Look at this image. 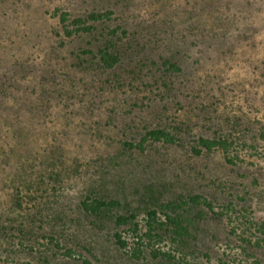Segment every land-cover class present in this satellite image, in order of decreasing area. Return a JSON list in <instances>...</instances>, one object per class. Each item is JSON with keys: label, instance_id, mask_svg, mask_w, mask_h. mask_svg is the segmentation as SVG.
<instances>
[{"label": "rangeland", "instance_id": "1", "mask_svg": "<svg viewBox=\"0 0 264 264\" xmlns=\"http://www.w3.org/2000/svg\"><path fill=\"white\" fill-rule=\"evenodd\" d=\"M109 9L114 14L107 25L121 26L127 35L116 40L121 65L104 72L76 59L94 38L66 37L55 12ZM161 57L183 68L176 79L189 82L185 93L160 97ZM263 61L264 0H0V216L22 211L35 225L27 234L0 226V258L10 264H81L48 245L44 235L54 234L81 260L135 264L116 249L110 224L90 230L78 204L95 191L122 200L129 195L137 206L149 183L159 184L167 200L201 193L264 224ZM140 69L143 80H134ZM217 84L223 92L213 90ZM232 112L242 119L233 132L247 144L232 151L234 163L218 151L193 156V140L213 136L216 118L225 124ZM146 126L167 128L181 145L150 144L143 154L123 155L122 142L141 137ZM149 157L165 164L149 165ZM54 171L61 177L54 179ZM21 172H32L30 196L45 191L36 206L24 201L20 209L15 203L12 185ZM47 172L53 179L45 178ZM191 218L205 233L192 244L191 262L264 264V242L243 253L225 221L204 208Z\"/></svg>", "mask_w": 264, "mask_h": 264}, {"label": "trees", "instance_id": "2", "mask_svg": "<svg viewBox=\"0 0 264 264\" xmlns=\"http://www.w3.org/2000/svg\"><path fill=\"white\" fill-rule=\"evenodd\" d=\"M55 14L66 37L82 40L87 37L94 38L95 42L92 40H88L87 42L90 48L80 49L77 52L76 59H79L80 64H83L85 60H90L92 65L97 66V69L101 68L104 72L116 70L121 65L122 52L118 50L116 40L120 36L119 33L126 37L127 30L121 26L112 28L110 25H107L112 19L114 11L109 9L104 12L90 11L86 15H73L65 10H57ZM100 25H103V28ZM82 57L86 58L82 59ZM161 59L164 70L162 71V76H160L161 84L157 85V90L162 95L160 97L167 99L168 93L171 94L170 91H172L173 95L169 96L172 97L176 96L177 92L179 94L185 93L184 90L189 82L187 80L178 81L176 79L183 71V68L176 61L167 57H161ZM262 65L264 66V61ZM141 72L142 69L135 74L134 80L136 78L143 80L142 76H140ZM175 84H177L176 87H170L175 86ZM213 90L223 92L221 85L214 87ZM228 92L234 93L233 90H228ZM189 95L190 90H187L186 96L189 97ZM216 99V103L221 100L219 97ZM239 108L237 109L241 112ZM216 120L217 125L215 126L214 135H201L194 139L195 145L191 146V153L195 157H201L205 153L218 151L223 154L228 163L233 164L235 158H237V154H234L236 156L232 155V151H237L240 147L247 145L245 144L246 142L240 140L233 132L242 119L233 113L231 116L225 118V124L221 122L222 117H217ZM142 131H144V134L141 137L135 138L134 136H130L122 142L123 155L136 152L143 154L150 144L166 147H179L181 145L180 138L167 128L146 126ZM251 147L255 148V145L252 144ZM162 162L165 164L162 157H159V159L149 157L148 164ZM58 167L67 173L68 166L65 162H61ZM23 170L22 166L21 171ZM28 174H32V172ZM28 174L24 172L19 173L18 179L12 185V191L17 197V199L15 198V203L20 209L24 201H28L26 203L31 206H36L37 201L41 202L46 199L43 194L45 191L41 192L40 189L37 190L36 194L29 195L30 187L26 182H28L27 177H32L28 176ZM35 174L37 175L36 172ZM60 175V171H54V179L61 177ZM47 176H49L48 172L45 174V178H48ZM48 179H53V176L50 175ZM107 179H112V177ZM59 184H61V181ZM56 185L58 183L54 184L55 190ZM158 185L157 183L153 185L149 183L147 186L142 187L143 193L141 194V198L135 200L137 206L132 207L130 205L128 202L129 195H124L125 199L122 200L120 197H112L107 194L100 195L94 191L87 194L80 201L78 210L87 220H91L92 226L90 230L99 229L101 232L104 229L103 226L106 228L110 224V229L107 233H111V239L116 249L121 251L129 262L135 264H196L189 259V252L192 249V244L195 245L205 235L204 232L200 233L201 227L197 229L199 225L193 219L195 216L191 218L193 211L199 208H204L212 216L225 221L227 232L240 243L243 253L249 247L262 246L264 238H259L257 235L260 233L264 236V224H258L254 220L248 219L244 211L236 209L230 203L216 206L201 193L178 196V200H167L164 198V191ZM145 189L148 191L145 192ZM123 207H127L125 211H123ZM22 214V211L16 212L15 216L12 217L3 214V216H0V226L4 228L10 227L21 234L31 233L32 227L35 226L34 222L27 221L26 217ZM195 215L197 218V214ZM255 237L256 239L253 240ZM44 238L47 239L48 245L53 250L60 253L62 259L81 261V264H97L89 259L81 260L80 258H76L74 248L63 245L54 234L44 235ZM20 243L21 246H24L23 242ZM246 255L251 256L248 253ZM146 259H149V262H145ZM46 263L50 264L49 261ZM0 264H10L9 259L4 260L0 258Z\"/></svg>", "mask_w": 264, "mask_h": 264}]
</instances>
